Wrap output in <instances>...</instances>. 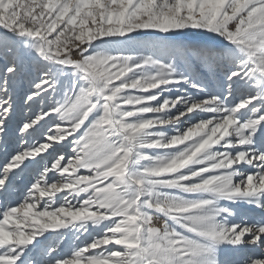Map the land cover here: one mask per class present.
<instances>
[{
  "label": "snow or ice",
  "instance_id": "obj_1",
  "mask_svg": "<svg viewBox=\"0 0 264 264\" xmlns=\"http://www.w3.org/2000/svg\"><path fill=\"white\" fill-rule=\"evenodd\" d=\"M0 264H264V0H0Z\"/></svg>",
  "mask_w": 264,
  "mask_h": 264
}]
</instances>
